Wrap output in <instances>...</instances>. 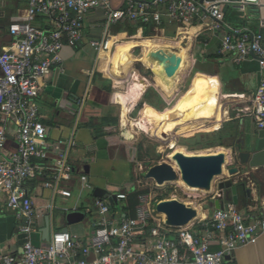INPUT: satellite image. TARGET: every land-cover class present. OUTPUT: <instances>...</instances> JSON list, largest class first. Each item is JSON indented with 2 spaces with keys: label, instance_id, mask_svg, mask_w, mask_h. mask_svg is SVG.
<instances>
[{
  "label": "crops",
  "instance_id": "obj_1",
  "mask_svg": "<svg viewBox=\"0 0 264 264\" xmlns=\"http://www.w3.org/2000/svg\"><path fill=\"white\" fill-rule=\"evenodd\" d=\"M128 2L129 0H111L115 8H124ZM28 5L29 0H0V52L11 40L9 26L24 19ZM252 14L253 18H248ZM262 19L264 0L260 6L249 7L248 14L230 7L225 10L227 24L264 35V27L260 24ZM104 21L105 14L101 10L88 15L85 38L76 47H68L64 51V64L46 76V86L38 99L43 121L49 129L47 141L53 147L47 162L55 165L58 159L67 155L66 161L71 170L62 174L58 183L54 176L57 171L46 169L37 171L28 181L29 194L36 211L37 231L31 235L35 245L50 242L46 239L45 229L49 228L52 237L54 232L68 228L74 238L89 246L101 223V201L110 207L108 219L115 222L137 217L141 206L156 208L159 202L156 200L157 196L150 194L153 183L148 182L145 173H141L138 168L139 145L136 133L130 131L127 125L130 112L138 106L141 107V115L147 106L152 107L155 112H165L173 108L197 84L196 92L204 105L197 120L210 126L209 130H212L216 139L215 153L225 151L229 158H232V154L237 155L240 151L249 149L257 132L261 130L255 118L243 109L249 105V98L259 88L263 77L262 66L256 58L238 60L236 55L221 52L227 27L216 30L211 27V19L205 22H181L168 16L164 17L159 27L142 21L120 22L112 28L111 50L99 55L91 47L90 40L101 37ZM146 39L154 40L160 45L169 44L172 52L178 55L180 64L184 60L181 54L186 49L185 65L179 66L180 71L177 70L180 79L172 97L158 84L154 68L138 60L144 53L142 45L133 49L132 54L137 61L127 75L115 71L114 56L120 44L127 41L142 43ZM136 51L140 54L136 55ZM106 64L110 66L109 70L101 68ZM136 64H142L143 69L150 73L148 75L152 82L136 69ZM130 80L131 83L127 84ZM134 82L139 96L131 103V108L130 103L126 104V97L133 93ZM184 82H190L189 86L172 106L171 103L181 94ZM153 89L168 106H162L153 99L145 101L147 93ZM140 119L141 116L137 119L139 127ZM195 123L198 122L190 124ZM170 128L169 126L164 131L166 141L171 138ZM151 133L156 136L154 130ZM17 147L11 134L7 148L16 150ZM234 166H238L240 171L230 175L229 171ZM226 171L220 183L230 180V187H236V192H223L220 196L219 188H214L211 202H203L198 206L199 216L187 226L194 232L200 229L201 222L209 220L220 208L217 207L218 200L221 205L232 200L229 205L235 206L250 220L264 215V169L231 164ZM82 176H86L85 181ZM60 190H68L71 195L66 196ZM118 193H126L127 198L118 199ZM142 195L146 197L148 204L142 202ZM72 212H81L83 217L70 223L68 215ZM155 224L156 221L151 219L145 233L137 237L143 245L150 246L153 243L150 227ZM18 226L19 222L7 207V200L3 198L0 201V254L22 251L24 239ZM117 241V238L114 239L115 243ZM220 248V237L217 235L211 240V249L217 251ZM233 254L234 259H227L228 264H264V236L256 242L240 246ZM81 258L83 255L79 253L73 261ZM98 258L99 255L95 253L86 257L91 262Z\"/></svg>",
  "mask_w": 264,
  "mask_h": 264
},
{
  "label": "built area",
  "instance_id": "obj_2",
  "mask_svg": "<svg viewBox=\"0 0 264 264\" xmlns=\"http://www.w3.org/2000/svg\"><path fill=\"white\" fill-rule=\"evenodd\" d=\"M261 4L262 0H129L126 7L115 8L111 0H29L24 19L9 26L11 40L0 52V201L7 200L24 239L20 253L0 254V264H228L227 256L264 236V215L250 220L233 205L216 210L194 232L188 227L168 226L155 207L141 206L137 217L115 222L108 219L110 207L101 201V223L89 246L63 230L54 232L49 243L35 245L31 235L37 231L36 211L28 189V181L37 171L56 170L58 183L61 175L71 170L67 155L55 165L47 162L53 147L47 141L49 129L38 99L46 76L64 64V51L85 38L87 17L96 10L105 14L101 37L90 40L99 55L111 50L112 28L120 22L142 21L159 27L168 16L181 22L211 19L216 30L227 27L221 52L236 55L238 60L256 58L261 63L259 88L243 111L264 129V35L225 22L227 8L248 14L249 7ZM260 24L264 27V19ZM11 134L18 145L16 150L7 148ZM82 179L85 181L86 176ZM60 192L71 195L68 190ZM117 198L125 199L127 194L118 193ZM140 198L148 204L146 197ZM151 219L156 224L150 227L153 243L147 246L137 237L145 233ZM217 235L221 248L214 251L211 240ZM79 253L83 258L73 261ZM93 253L99 258L88 261L86 257Z\"/></svg>",
  "mask_w": 264,
  "mask_h": 264
},
{
  "label": "water",
  "instance_id": "obj_3",
  "mask_svg": "<svg viewBox=\"0 0 264 264\" xmlns=\"http://www.w3.org/2000/svg\"><path fill=\"white\" fill-rule=\"evenodd\" d=\"M166 58L172 69H176L179 66L180 59L175 53L169 52ZM172 157L176 161L177 167L169 162L156 164L147 171L145 177L153 179L159 185H164L181 178L190 187L212 191L215 179L224 174V166L227 164V153L225 151L203 155H189L178 151ZM235 160H237L239 165L261 167L264 169V129L257 132V137L250 144V148L240 151L235 156ZM239 171L240 168L234 166L230 169L229 173L230 175H234ZM231 184L230 180L220 183V196H222L223 192H236V187L232 189L233 186L230 187ZM225 202L229 205L232 203V200ZM226 204L221 205L220 200L217 201V207H227L228 205ZM156 210L165 215V223L171 227H184L198 217L197 208L187 205L178 199L160 200L156 204ZM81 217H83L81 212H72L68 215V221L73 223L80 220ZM63 231H69V229L65 228ZM44 233L46 239L50 241L49 228L45 229ZM226 259H234V254L227 256Z\"/></svg>",
  "mask_w": 264,
  "mask_h": 264
},
{
  "label": "rangeland",
  "instance_id": "obj_4",
  "mask_svg": "<svg viewBox=\"0 0 264 264\" xmlns=\"http://www.w3.org/2000/svg\"><path fill=\"white\" fill-rule=\"evenodd\" d=\"M135 54L139 55L140 52L136 51ZM135 66L139 72L147 76L148 80L152 82V78L148 75L149 72L143 69L142 64L141 65L136 64ZM179 78H180V74H179ZM130 83H131V80L127 82V84H130ZM189 83L190 82L188 83L184 82V84L182 85L181 94L171 103L172 106L187 90ZM134 87H136V82H134V85L132 88L133 93L128 94V96L126 97V104L130 103L131 108L133 106L131 103L135 102V100L139 96V94H137ZM183 98L185 99V95H183L180 99H183ZM152 99L158 102L162 106L163 105L168 106L166 102H164L162 97L154 89L147 93L145 97V101L146 100L151 101ZM144 109L142 111L143 114L145 112ZM129 115H130V119L127 125L130 131H133L136 133L135 135L137 138V143L139 145V148L137 150L138 162H139L138 168L141 170V173H145V176H146V172L153 165L164 163V162L173 163V160L170 158V153L174 151L173 149L168 148V142L163 141L161 138L154 136L150 132H145L138 126L137 119H139L141 116V107L138 106L136 110H133L132 112H130ZM180 127H181L180 125L173 126L169 129V135H171V137L176 138L178 148H179L178 151H182L189 155L213 154L217 151L216 146H215L216 144L215 136L213 135V132H211L212 130H208L210 129L208 126L201 127V128L195 129L190 132H185V133L181 132ZM235 156L236 154H232V158L231 157L229 158L226 164V169L231 164H238L237 160H235ZM222 179H223V176H219L214 181L213 190L211 193H205L203 191L187 190L182 184L178 182V180L173 181V182H168L164 185L155 184L154 180H149V179L147 180L148 182L153 183V185L150 188V191H151L150 194L156 195L157 201L164 200L162 198L178 199L182 202H185L187 205H192L193 207L197 208L203 202H207V201L211 202V196L214 193V190L216 188H219L220 182L222 181Z\"/></svg>",
  "mask_w": 264,
  "mask_h": 264
},
{
  "label": "bare ground",
  "instance_id": "obj_5",
  "mask_svg": "<svg viewBox=\"0 0 264 264\" xmlns=\"http://www.w3.org/2000/svg\"><path fill=\"white\" fill-rule=\"evenodd\" d=\"M138 45H142L144 48L143 56L138 60L142 61L146 66L154 68L157 74L158 84L169 96L171 97L174 96V93L176 91V85L178 83V80L180 79L179 66L182 67L185 65L184 60L186 56L185 54L186 49L183 50L184 54L183 53L181 54V56H183L184 58V60L183 59L181 60L182 64H180L179 62V66L176 69H172L166 58L169 52H172L171 48L169 47V44L160 45L159 43H156L154 40H149V39L142 41V43H139L137 41H127L121 43L120 46L118 47L116 55L114 56V60L116 62L115 71L117 73L124 76L128 74L129 70L132 68L135 61H137V58L133 56L132 51ZM109 67L110 66L108 64L101 66V68L104 70H109ZM196 85L197 84H194L193 87L189 89V91L185 95L186 97L185 99H180L177 102V104L174 105L173 108L166 110L165 112L158 113L155 112L154 109L150 106L145 107L144 109L145 112L144 114L142 113L141 119L139 120L140 128L150 133L153 132L154 130L155 135L157 137L161 138L163 141H166L167 138L164 137V131L169 126L172 127L175 125L176 126L181 125L182 133L190 132L196 128H201L203 126H206L202 121L197 120V117L200 116V112L203 110L204 105L201 97L196 92ZM194 122H198V123H195L193 125L190 124ZM215 125L212 126L215 127ZM167 142H168V148H171L174 151L170 153V158L173 160L174 165L177 167L176 161L172 157L179 150L176 138L171 137L170 140ZM228 160L229 157L227 154L226 163L228 162ZM224 173H227L226 164L224 166ZM178 182L182 184L187 190L203 191L205 193L212 192V191H205L202 189L190 187L181 178L178 180ZM199 214H200V210L198 209V216ZM162 215L165 218V215L164 214Z\"/></svg>",
  "mask_w": 264,
  "mask_h": 264
},
{
  "label": "trees",
  "instance_id": "obj_6",
  "mask_svg": "<svg viewBox=\"0 0 264 264\" xmlns=\"http://www.w3.org/2000/svg\"><path fill=\"white\" fill-rule=\"evenodd\" d=\"M221 144H222V145H225L223 141H221ZM150 168H151V167H150ZM138 193H139V192H138Z\"/></svg>",
  "mask_w": 264,
  "mask_h": 264
}]
</instances>
